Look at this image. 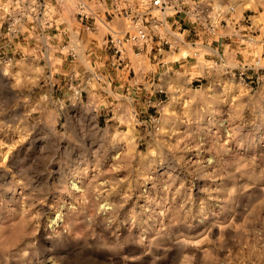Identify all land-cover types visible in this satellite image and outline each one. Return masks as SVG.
<instances>
[{
	"label": "clouds",
	"instance_id": "9594fccd",
	"mask_svg": "<svg viewBox=\"0 0 264 264\" xmlns=\"http://www.w3.org/2000/svg\"><path fill=\"white\" fill-rule=\"evenodd\" d=\"M0 264H264V0H0Z\"/></svg>",
	"mask_w": 264,
	"mask_h": 264
}]
</instances>
